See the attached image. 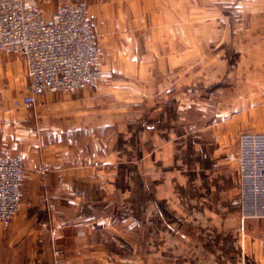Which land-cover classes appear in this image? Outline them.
Wrapping results in <instances>:
<instances>
[{
  "label": "rangeland",
  "instance_id": "rangeland-1",
  "mask_svg": "<svg viewBox=\"0 0 264 264\" xmlns=\"http://www.w3.org/2000/svg\"><path fill=\"white\" fill-rule=\"evenodd\" d=\"M78 1L97 35V83L25 106L24 61L4 55L0 150L20 154L26 175L45 166L47 177L55 142L85 152L76 160L93 178L82 186L87 204L77 219L102 246L91 264L195 262L210 246L189 221L197 211L179 202H199L197 165L215 142L229 143L235 158L240 133L264 131V0ZM40 6L49 16L51 4ZM42 193L24 199L0 234L16 219L50 220L56 205ZM261 219L243 220L254 221L251 235L264 239Z\"/></svg>",
  "mask_w": 264,
  "mask_h": 264
},
{
  "label": "crops",
  "instance_id": "crops-1",
  "mask_svg": "<svg viewBox=\"0 0 264 264\" xmlns=\"http://www.w3.org/2000/svg\"><path fill=\"white\" fill-rule=\"evenodd\" d=\"M56 143L51 160L53 173L42 177L29 171L23 186L24 199L35 200L33 197H37L40 188L44 194L50 195L56 205L53 217L42 221L23 218L12 222L8 230L0 234V264H91L92 254L102 249L92 236L82 232L85 220L77 219L81 205L87 204L82 186L92 184L93 178L85 163L80 165L76 160L77 154L79 159L81 156L86 159L85 152L80 155L81 151L76 153ZM215 143L208 159H201L194 172L202 190L199 202L184 203L183 199L179 202L181 209L184 206L187 210L197 211L198 214L192 215L194 218H189V221L202 228L203 239L210 246L209 252H197L196 261L188 264H252V259L263 261L264 239L251 235L254 221L242 220L238 212V144L236 142L235 158H232L226 151L231 147L229 143ZM29 163L31 166L33 162ZM261 220L264 223V218ZM27 226L41 229L26 234L24 228ZM48 227L55 229V233L43 231ZM241 229L244 238L238 239Z\"/></svg>",
  "mask_w": 264,
  "mask_h": 264
},
{
  "label": "built area",
  "instance_id": "built-area-1",
  "mask_svg": "<svg viewBox=\"0 0 264 264\" xmlns=\"http://www.w3.org/2000/svg\"><path fill=\"white\" fill-rule=\"evenodd\" d=\"M41 4H51L49 16ZM95 27L78 0H0V63L14 54L24 61L25 106L49 92L94 86L101 58ZM237 188L240 217L264 218V131L238 136ZM27 164L18 153L0 150V226L24 203ZM37 172L43 177L45 166Z\"/></svg>",
  "mask_w": 264,
  "mask_h": 264
}]
</instances>
